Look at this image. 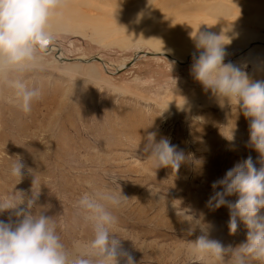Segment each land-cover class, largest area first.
Listing matches in <instances>:
<instances>
[{"label":"rangeland","instance_id":"1","mask_svg":"<svg viewBox=\"0 0 264 264\" xmlns=\"http://www.w3.org/2000/svg\"><path fill=\"white\" fill-rule=\"evenodd\" d=\"M70 1L68 7L88 18L71 30L51 26L56 39L41 54L42 70L26 74L43 90L29 115L9 102L12 90L0 82V196H31L36 179L37 206L55 216L63 242L71 246L92 236L75 207L89 185L122 192L127 198L112 211L122 247L135 264H189L188 240L201 231L188 235L190 225L177 217L173 201L202 217L210 238L233 247L246 241L244 223L230 234L229 208L213 210L207 201L223 190H214L213 182L236 164L251 156L259 168L260 153L250 144V121L236 101L205 91L194 79L193 56L203 49L194 46L192 34L230 37L224 62L262 81L264 44L247 47L264 42V0ZM165 37L181 45L156 42ZM95 55L101 59H79ZM150 132L190 157L178 172L156 169L144 150ZM15 159L25 164L20 182L10 175ZM226 199L234 203L238 196ZM9 216L6 211L0 220Z\"/></svg>","mask_w":264,"mask_h":264},{"label":"clouds","instance_id":"2","mask_svg":"<svg viewBox=\"0 0 264 264\" xmlns=\"http://www.w3.org/2000/svg\"><path fill=\"white\" fill-rule=\"evenodd\" d=\"M62 4L63 0H0V82L12 90L9 102L25 115L43 97L41 85L30 82L26 74L42 70L41 54L47 53L56 39L51 21ZM225 36L212 32L192 34L197 50L203 51L198 58L193 56L191 73L205 91L210 89L215 96L236 101L250 121V144L260 153L261 166L257 168L251 156L236 164L213 182L214 190L221 186L223 190L214 191L207 201L213 210L229 208L230 234L237 233L239 222L244 223L248 229L246 241L235 247L225 246L210 238L202 217L175 201L172 207L181 222L190 225L188 235H193L197 227L201 231L195 240H188L189 264H264V80L254 81L241 67L224 62L225 46L231 43V38ZM146 139L144 150L150 153L156 169L171 167L178 172L190 158L168 138L157 141L156 134L150 132ZM24 168L25 164L15 159L10 175L20 182ZM118 179L113 176L112 183L118 184ZM35 180L31 196L23 191L0 196V214L10 213L7 221L0 220V264H135L122 247L118 217L112 211L127 198L122 192L89 185L91 191L82 193L75 207L91 226L92 236L74 240L68 246L55 216L46 215V209L37 206L40 188L35 187ZM232 195L238 196L234 203L226 199Z\"/></svg>","mask_w":264,"mask_h":264},{"label":"bare ground","instance_id":"3","mask_svg":"<svg viewBox=\"0 0 264 264\" xmlns=\"http://www.w3.org/2000/svg\"><path fill=\"white\" fill-rule=\"evenodd\" d=\"M70 4H71L70 0H63L62 6L57 9V14L53 17V19L51 21V26H58L60 28H64L67 30H71L73 28H76L77 26L80 27V24H81V23H79L80 21H78L77 23L75 21L82 18V16L80 15L82 11H80V9H71L70 7H68ZM86 18H88V17H85V19L84 18H82V19L86 20ZM165 38L168 42L163 41L164 40L163 38H158L156 42L159 44L165 45V46L175 47L176 49H178V47L181 45L176 40H174L173 38H169V37H165ZM258 42L264 44V42H260L258 40L253 41L251 43H253L252 45H254V44H257ZM250 44H249V46H252ZM194 46H196V45L194 44ZM189 56H191V54L188 55V58H189Z\"/></svg>","mask_w":264,"mask_h":264},{"label":"water","instance_id":"4","mask_svg":"<svg viewBox=\"0 0 264 264\" xmlns=\"http://www.w3.org/2000/svg\"><path fill=\"white\" fill-rule=\"evenodd\" d=\"M255 43V42H254ZM253 43H251L250 45H252ZM250 46H248L247 48H249ZM143 53H145V54H151V55H153V54H167V53H165V52H152V51H142ZM139 53H141V52H139ZM139 53H136V55L134 56V58L129 62V63H131L132 61H134V59L135 58H137V56H138V54ZM199 53L200 52H196L195 54L196 55H198L199 56ZM190 57V56H189ZM79 59L81 60V61H84V62H89V61H92V60H94V59H101L99 56H97V55H95V56H92V57H90V58H83V57H79ZM178 60V59H177ZM128 63V64H129ZM127 64V65H128Z\"/></svg>","mask_w":264,"mask_h":264}]
</instances>
